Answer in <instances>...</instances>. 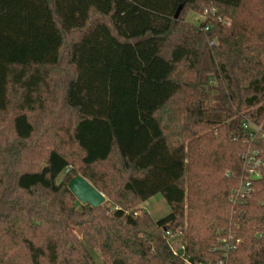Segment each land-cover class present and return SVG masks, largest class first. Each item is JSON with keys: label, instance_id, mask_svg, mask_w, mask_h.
Masks as SVG:
<instances>
[{"label": "trees", "instance_id": "1", "mask_svg": "<svg viewBox=\"0 0 264 264\" xmlns=\"http://www.w3.org/2000/svg\"><path fill=\"white\" fill-rule=\"evenodd\" d=\"M200 5L231 26L192 27ZM251 149L264 0H0V264H264V178L230 200Z\"/></svg>", "mask_w": 264, "mask_h": 264}, {"label": "rangeland", "instance_id": "2", "mask_svg": "<svg viewBox=\"0 0 264 264\" xmlns=\"http://www.w3.org/2000/svg\"><path fill=\"white\" fill-rule=\"evenodd\" d=\"M183 19L190 24L192 27H199L203 23H206L208 27H211V25L215 23H221L225 27L231 26V20L227 17H223L218 13V10L212 6V5H200L196 9H187L183 13ZM207 30L205 29V32ZM78 38V34H74L73 36H69L67 38V43H71L75 39ZM216 43V40L211 42V45H214ZM67 62L64 61V64L62 66L63 70H67ZM213 83L216 81L213 80ZM34 123H39L36 121V119H33ZM64 175H62L59 180L63 179ZM141 210H144L145 212L149 213L155 220H160L166 217L170 214L171 209L167 202L165 201L164 197L161 194L156 195L155 197L151 198L148 202H146L144 205L140 206ZM141 214V213H139ZM174 241H178L177 239ZM177 243V242H176ZM91 253L93 254L97 264H104L103 259L99 252L90 249Z\"/></svg>", "mask_w": 264, "mask_h": 264}, {"label": "built area", "instance_id": "3", "mask_svg": "<svg viewBox=\"0 0 264 264\" xmlns=\"http://www.w3.org/2000/svg\"><path fill=\"white\" fill-rule=\"evenodd\" d=\"M244 128L246 130H253L256 132V134H251V137L255 138L256 136H260L262 133V127L253 126L249 123L244 124ZM243 163L246 168L247 176L246 179L241 183L240 187L233 192V195L231 196V201L233 203H243L245 202L248 197L253 192V186L254 183L258 180H262L264 178V159L261 158L260 152L258 149H251L246 154L242 156ZM171 240L176 238L177 236L171 235L170 233L167 234ZM231 239H223L222 243L227 248L229 247ZM175 253H177L176 250H174ZM187 264H225L224 260L218 261L217 263H187Z\"/></svg>", "mask_w": 264, "mask_h": 264}, {"label": "water", "instance_id": "4", "mask_svg": "<svg viewBox=\"0 0 264 264\" xmlns=\"http://www.w3.org/2000/svg\"><path fill=\"white\" fill-rule=\"evenodd\" d=\"M179 13L180 10H178L176 18ZM68 188L82 205H90L96 209L107 202L106 197L81 175L73 178L69 182Z\"/></svg>", "mask_w": 264, "mask_h": 264}]
</instances>
